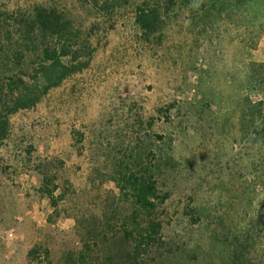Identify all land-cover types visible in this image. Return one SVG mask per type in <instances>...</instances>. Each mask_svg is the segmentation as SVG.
I'll use <instances>...</instances> for the list:
<instances>
[{"label":"rangeland","instance_id":"rangeland-1","mask_svg":"<svg viewBox=\"0 0 264 264\" xmlns=\"http://www.w3.org/2000/svg\"><path fill=\"white\" fill-rule=\"evenodd\" d=\"M139 7L159 13L148 36ZM39 8L93 52L8 118L0 264H264V0H0V105L35 81ZM134 182L154 188L142 208Z\"/></svg>","mask_w":264,"mask_h":264},{"label":"trees","instance_id":"trees-1","mask_svg":"<svg viewBox=\"0 0 264 264\" xmlns=\"http://www.w3.org/2000/svg\"><path fill=\"white\" fill-rule=\"evenodd\" d=\"M160 22L158 10L138 8L136 23L146 36L152 34ZM26 31L38 33L45 41L39 49V67L35 81L29 83L24 75L12 77L6 84L9 103L0 105V142L6 139L9 131V116L23 109L35 107L49 90L59 87L68 77L80 73L90 65L92 46L90 41H78V36L70 30V24L62 15L48 9H37L32 17L24 21ZM131 193L140 208L147 205L148 198L154 188L149 184L134 182ZM161 225L156 221L149 222L145 227L135 225L132 234L136 233V244L132 252L134 258L146 253L160 234ZM134 240V238L132 237ZM161 240V238L159 237Z\"/></svg>","mask_w":264,"mask_h":264}]
</instances>
